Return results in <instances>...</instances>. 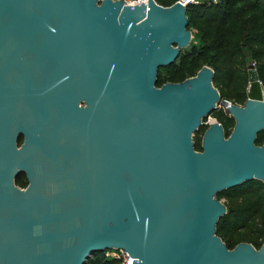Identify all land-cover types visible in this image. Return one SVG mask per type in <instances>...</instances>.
Returning <instances> with one entry per match:
<instances>
[{
  "label": "water",
  "instance_id": "1",
  "mask_svg": "<svg viewBox=\"0 0 264 264\" xmlns=\"http://www.w3.org/2000/svg\"><path fill=\"white\" fill-rule=\"evenodd\" d=\"M187 6L156 0H0V264H264L217 234V195L264 183V88L234 104L205 65L158 86L189 47ZM229 136L208 125L218 107ZM25 174L28 185L16 180ZM131 264V260H130Z\"/></svg>",
  "mask_w": 264,
  "mask_h": 264
},
{
  "label": "trees",
  "instance_id": "2",
  "mask_svg": "<svg viewBox=\"0 0 264 264\" xmlns=\"http://www.w3.org/2000/svg\"><path fill=\"white\" fill-rule=\"evenodd\" d=\"M178 0H157L170 6ZM188 28L197 42L191 41L170 66L158 72V86L168 82H183L196 76L203 66L215 71L213 84L221 97L234 104L247 101L249 65L254 63L264 86V0H199L187 6ZM222 123L227 136L235 119L224 107L211 114ZM208 125L198 131L203 135ZM202 137L195 138V147L202 150ZM257 144H264V130L257 136ZM16 183L26 187L28 181L21 174ZM228 207L217 224V234L232 249L241 242L260 248L264 242V183L254 179L217 195ZM85 264H121L106 255L93 253Z\"/></svg>",
  "mask_w": 264,
  "mask_h": 264
},
{
  "label": "built area",
  "instance_id": "3",
  "mask_svg": "<svg viewBox=\"0 0 264 264\" xmlns=\"http://www.w3.org/2000/svg\"><path fill=\"white\" fill-rule=\"evenodd\" d=\"M148 2V0H124L126 4L135 5L140 2ZM157 1V0H156ZM216 1V0H215ZM178 2H181L182 4L188 6L190 4L197 3V0H178ZM218 122L213 116H209L208 119L205 120V125H210L212 123ZM106 255L112 258L119 259L121 261V264H131L133 263V258L130 256L128 252L125 250L119 249V250H107Z\"/></svg>",
  "mask_w": 264,
  "mask_h": 264
},
{
  "label": "bare ground",
  "instance_id": "4",
  "mask_svg": "<svg viewBox=\"0 0 264 264\" xmlns=\"http://www.w3.org/2000/svg\"><path fill=\"white\" fill-rule=\"evenodd\" d=\"M250 86V96L253 98L260 97L263 93V86L260 84L259 80L257 79L255 73H252V81Z\"/></svg>",
  "mask_w": 264,
  "mask_h": 264
},
{
  "label": "rangeland",
  "instance_id": "5",
  "mask_svg": "<svg viewBox=\"0 0 264 264\" xmlns=\"http://www.w3.org/2000/svg\"><path fill=\"white\" fill-rule=\"evenodd\" d=\"M197 1H199V0H197ZM192 41H193V42H197V40L195 39V35H194V33H193ZM263 88H264V86H263ZM238 105H241V104H238ZM202 136H203V132L197 131V132H195V134H194V139H195V138L202 137ZM221 201L224 202V203H226V200H225L224 198H222Z\"/></svg>",
  "mask_w": 264,
  "mask_h": 264
},
{
  "label": "flooded vegetation",
  "instance_id": "6",
  "mask_svg": "<svg viewBox=\"0 0 264 264\" xmlns=\"http://www.w3.org/2000/svg\"><path fill=\"white\" fill-rule=\"evenodd\" d=\"M25 175V174H24ZM25 177H26V175H25ZM26 180H27V178H26ZM28 185V184H27Z\"/></svg>",
  "mask_w": 264,
  "mask_h": 264
}]
</instances>
